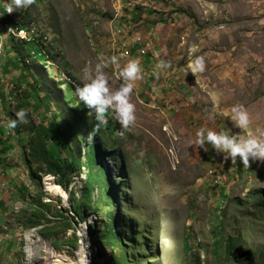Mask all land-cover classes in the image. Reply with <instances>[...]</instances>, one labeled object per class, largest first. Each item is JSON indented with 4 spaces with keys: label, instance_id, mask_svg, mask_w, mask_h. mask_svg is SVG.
<instances>
[{
    "label": "rangeland",
    "instance_id": "1",
    "mask_svg": "<svg viewBox=\"0 0 264 264\" xmlns=\"http://www.w3.org/2000/svg\"><path fill=\"white\" fill-rule=\"evenodd\" d=\"M15 11L49 34L57 73L75 84L84 82L85 71L94 73L100 59L115 55L116 63L103 69L110 88L129 59L137 60L141 79L129 94L130 126L121 130L110 116L101 126L94 121L98 139L113 137L117 149L113 156L112 146L96 139V166L106 173L107 188L101 197L94 188L91 202L101 216L84 211L63 230L70 192L79 196L86 170L52 193L47 187L57 183L50 175L30 179L27 155L28 138L50 133L55 99L69 91L53 72L17 64L7 48L0 62L1 116L9 119L23 107L26 122L0 134V264H116L118 250L99 238L108 215L128 264H264V160L230 163L208 145L200 150L194 135L201 127L242 135L264 130V0H32ZM124 33L132 39L127 57L119 56ZM19 36L28 39L26 32ZM197 55L204 56V70L191 73ZM161 61L168 66L157 68ZM60 103L69 115L77 102ZM234 104L248 112L250 129L232 127ZM81 111L84 121L75 125L54 117L69 152L80 159L86 151L81 141L93 140L85 123L92 119ZM38 199L49 202V224L31 226L26 218ZM48 225L55 237L47 236Z\"/></svg>",
    "mask_w": 264,
    "mask_h": 264
},
{
    "label": "clouds",
    "instance_id": "2",
    "mask_svg": "<svg viewBox=\"0 0 264 264\" xmlns=\"http://www.w3.org/2000/svg\"><path fill=\"white\" fill-rule=\"evenodd\" d=\"M31 3L32 0H0V62L5 59L6 51L9 49L14 54L16 63L22 65V67L26 69L33 67L39 72H53L59 76V81L64 86L65 91L68 89L69 92H65L63 96L55 99L57 104L53 119L56 115L61 114L63 118L68 120L64 119L65 122L73 125L71 121L77 115L75 111H81L83 106L87 110L85 115L92 119L89 123L95 121L96 126L105 124L109 116L120 125L121 130L130 126L134 122L135 115L134 104L130 101L129 94L132 91V82L141 79V71L137 60L129 59L123 67H119V83L114 88L109 87L103 69L110 63L115 64L117 55H115L116 57L110 56L100 59L95 65L94 73L85 71L84 82L75 84L64 72L57 73L62 70H60L59 63L53 59L54 55L50 49L51 39L49 34H43L40 30H37L34 21L15 11L27 8ZM8 29H14L15 33L21 29L26 32L28 39H20L13 31L8 33ZM118 35H121V33ZM121 38H124V40L118 44V48H120L119 56L127 57L131 54L132 39L126 38L125 33ZM126 42L129 43V54H125L122 48V44ZM31 44L35 45L36 48L28 49ZM13 46L21 48V55H17ZM167 66V63L163 61L156 65L157 68H166ZM189 67L191 73L202 72L204 70V56H194ZM70 91H73L76 98H72ZM61 101L69 104L77 103L70 109L69 115H65L68 111L65 104L61 105ZM208 118L212 119L213 117L209 114ZM82 120L77 118L75 124ZM229 120L233 128L239 130L250 129L249 114L244 106L240 104L231 106ZM20 122H26V110L23 107L17 109L13 117L7 120L6 126H0V128H2V131L5 128L12 129ZM120 134H122V131ZM194 135L195 144L200 150L207 152L209 147H206V145H208L215 152L222 154L223 158L229 160L230 163L234 164L238 159L239 163L247 166L250 159L264 160V130L257 129L255 133L249 131L247 135H242L241 131L230 134L229 129L214 131L210 128L201 127L195 131ZM212 172L224 175V173Z\"/></svg>",
    "mask_w": 264,
    "mask_h": 264
},
{
    "label": "trees",
    "instance_id": "3",
    "mask_svg": "<svg viewBox=\"0 0 264 264\" xmlns=\"http://www.w3.org/2000/svg\"><path fill=\"white\" fill-rule=\"evenodd\" d=\"M17 55H21V48L13 46ZM40 86V85H39ZM42 91V90H41ZM40 98V97H39ZM76 117L72 119L71 124H75L77 118L84 120L83 111L76 110ZM52 120H54V122ZM49 132L44 135L42 132L32 133V136L28 138L29 140V150H28V159L27 163L28 175L30 179L37 183L39 181V177H37V173L40 174H48L56 180L57 185L60 188L68 187L70 181L72 180L73 174H80L82 168L86 170L84 175L83 184L79 190L80 194L77 197L73 192H70L69 198V207L70 209H65L67 214L62 215L64 220L61 225V229L70 228V222L78 219H81V214L85 212H94L97 216H101L100 209L92 205L91 202V194L94 188L99 190V197L102 196V191L107 188V177L106 173L101 170L100 166H96V157H97V146L96 139L102 137V133L100 130L96 129L94 123H86L89 132H91L93 136V140L88 145H85L83 141L82 144L86 148L84 152V156L82 159L78 156L77 152H69L68 146L64 143V139L62 138V133L59 130V122H57L53 117L49 118ZM113 137L109 135L104 136L101 140L106 144H109L114 149ZM28 146V145H27ZM114 149L113 156L116 155ZM112 156V155H111ZM36 180V181H35ZM129 189V184L122 186ZM61 188V189H62ZM67 189V188H66ZM63 190V189H62ZM64 193V192H63ZM66 197V195L64 194ZM105 199V205L110 206L111 201L107 195L103 196ZM49 202L41 203L39 199L36 201L35 207L33 211L27 216L26 220L28 224L31 226L38 225L42 226L45 223L49 222L48 213L49 209L45 208L48 206ZM41 206L45 208V210L41 209ZM60 214V213H59ZM58 213L51 214L54 218H58L60 215ZM113 217L108 215V219L106 218V225L103 227V232L99 234L100 240L107 242L112 248H116L118 250L117 255L114 256V260L116 264H128V261H131V257H127V252L123 245L122 237L116 236L113 231ZM49 224V223H48ZM45 231L53 237L56 236L57 232L53 228L54 225H48L45 227ZM135 233V232H134ZM136 234V233H135ZM68 240V239H67ZM72 246H75L76 241L74 239H69ZM233 246L232 240H227L226 243V252L230 254L231 247Z\"/></svg>",
    "mask_w": 264,
    "mask_h": 264
},
{
    "label": "crops",
    "instance_id": "4",
    "mask_svg": "<svg viewBox=\"0 0 264 264\" xmlns=\"http://www.w3.org/2000/svg\"><path fill=\"white\" fill-rule=\"evenodd\" d=\"M8 117H7V114H6V116H1V111H0V119H2L1 121H0V126H6V124H7V119ZM1 133H3V131H2V128H0V134ZM2 139V140H1ZM0 144H2V145H4L5 144V137H1L0 138ZM18 146H19V144H18ZM0 147H2L1 145H0ZM11 150H12V146H7L6 147V149H5V151H6V153H8V154H10L11 153ZM13 152V151H12ZM14 153V152H13ZM10 156V155H9Z\"/></svg>",
    "mask_w": 264,
    "mask_h": 264
},
{
    "label": "bare ground",
    "instance_id": "5",
    "mask_svg": "<svg viewBox=\"0 0 264 264\" xmlns=\"http://www.w3.org/2000/svg\"><path fill=\"white\" fill-rule=\"evenodd\" d=\"M21 30V29H20ZM13 30L12 29H8L7 30V32L8 33H10V32H12ZM13 33L15 34V35H18V38H20V39H25L24 37H21V36H19L20 35V32L19 31H17V33H15V31H13ZM0 50H1V46H0ZM47 189H48V191H50V192H52V193H59L60 191H61V188L58 186V185H55V184H51V185H49L48 187H47ZM64 195V194H63ZM28 237V236H27Z\"/></svg>",
    "mask_w": 264,
    "mask_h": 264
},
{
    "label": "built area",
    "instance_id": "6",
    "mask_svg": "<svg viewBox=\"0 0 264 264\" xmlns=\"http://www.w3.org/2000/svg\"><path fill=\"white\" fill-rule=\"evenodd\" d=\"M18 31L20 32V34H24L23 30H18ZM115 32L118 35V28L115 29ZM122 48H123L125 54H129L130 53L127 44H122ZM0 53H1V50H0ZM212 174H214V173L212 172Z\"/></svg>",
    "mask_w": 264,
    "mask_h": 264
}]
</instances>
